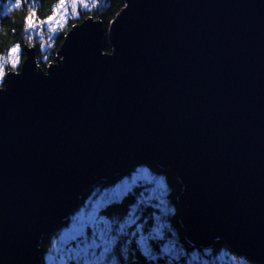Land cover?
<instances>
[{"label": "water", "instance_id": "water-1", "mask_svg": "<svg viewBox=\"0 0 264 264\" xmlns=\"http://www.w3.org/2000/svg\"><path fill=\"white\" fill-rule=\"evenodd\" d=\"M87 18L43 73L25 47L0 88V264L38 241L96 178L167 163L187 239L223 235L264 264V0H124ZM202 245V246H200Z\"/></svg>", "mask_w": 264, "mask_h": 264}, {"label": "trees", "instance_id": "trees-1", "mask_svg": "<svg viewBox=\"0 0 264 264\" xmlns=\"http://www.w3.org/2000/svg\"><path fill=\"white\" fill-rule=\"evenodd\" d=\"M62 0H0V57H5L15 45L20 46V61L14 68L6 65L5 75L9 71H19L24 61L25 47L34 50L38 68L45 73L47 66L56 63L58 52L64 43L65 35L83 20L92 18L102 24L104 38L101 41L102 53L110 55L113 48L107 42V31L110 23L125 7L124 0H91L86 9H78L77 16L65 21L61 27L49 31L46 27L49 17H54ZM32 17L34 28L25 31L26 17ZM5 77V76H4ZM4 79V78H3ZM3 80H0V88ZM131 164L121 173L107 178H96L91 188L83 192L78 203L71 208L67 219L63 220L49 234H42L38 241L39 264H47V257L54 244L58 242L60 233L70 225V219L83 208L89 200L93 201L110 186H114L125 176L137 173L136 183L129 188L118 202L104 204L98 209V215L112 224L113 235L118 236L116 244L106 254L103 264H210L217 261L221 253L231 255L235 260L241 258L247 264H257L246 260L241 254L234 252L226 243L223 235L215 236L208 248L209 254H203V249L193 245L188 239L187 230L180 224V206L177 201L184 185L177 173L165 163L158 165L155 161ZM146 169L152 177L150 180L141 179L139 170ZM158 181L155 182V179ZM135 208L133 219L135 223L125 227L124 234L117 230L120 224L126 223L129 214ZM87 243H91L92 233L85 231ZM144 244V248L141 245ZM85 243V236L70 238L68 246L75 247ZM99 249V248H98ZM95 249H88L92 254ZM96 255L100 254L95 251ZM69 260V264H83ZM90 259V258H88ZM92 259V257H91ZM73 261V262H72ZM206 261V262H203Z\"/></svg>", "mask_w": 264, "mask_h": 264}, {"label": "rangeland", "instance_id": "rangeland-1", "mask_svg": "<svg viewBox=\"0 0 264 264\" xmlns=\"http://www.w3.org/2000/svg\"><path fill=\"white\" fill-rule=\"evenodd\" d=\"M90 1L91 0H62L61 6L58 8L52 20L47 24L46 28L49 31H54L55 29L61 27L63 24L66 23L65 21L68 19L69 16L71 17L77 16L78 9H86V7H84V4L89 5ZM73 4L75 5V8H73ZM18 54L20 57V51ZM7 66H9L10 68H13L11 63L7 64ZM138 173L141 179H146V180L152 179V177L149 175L146 169H140ZM136 180H137V173H133L130 177L125 176L124 178L119 180L114 186L105 188L98 195L96 199H94L93 201L89 200L87 204L83 208H81V210L75 213V215H73L70 219V222H69L70 225L68 226V228L66 230H63L62 233H60L58 242L54 244V247L51 253L47 257V264H69V260H72V259L74 260L75 263H78L80 260L79 258H85V255L83 252L85 248V243H79L75 247H71V246H68L66 242L69 241L70 238L75 239L76 237L81 236L79 235L80 225L82 222L87 223L88 216L92 213L93 209H97L96 211L97 218L100 217L98 215V209H99L97 208L98 204H103V205L107 204L103 202L111 199L113 197V194L117 190H120L122 193H125L129 188H131L136 183ZM156 181H158V178L155 179V182ZM81 217H83V219H81ZM86 229L90 230L91 233H93V231L95 230L94 226L92 225L87 226L84 229V232L86 231ZM141 245L143 248L145 247L142 242H141ZM95 251L101 252L102 249L97 248L95 249ZM91 257H92L91 254L88 253L87 258L91 259ZM82 260L84 261V259ZM203 262H206V261H203ZM210 264H247V263L242 258L240 260H235L231 255L226 254V253H221L217 257V261L212 260V263Z\"/></svg>", "mask_w": 264, "mask_h": 264}, {"label": "snow or ice", "instance_id": "snow-or-ice-1", "mask_svg": "<svg viewBox=\"0 0 264 264\" xmlns=\"http://www.w3.org/2000/svg\"><path fill=\"white\" fill-rule=\"evenodd\" d=\"M88 4H84V7H88ZM73 8H75V5L73 4ZM75 14V13H74ZM52 20V17H49L48 21H45L44 23H48ZM35 25L32 24V17H26V27L25 31L28 32L29 28H34ZM19 51L20 46L15 45L12 47L7 54L6 57H0V80H3L5 76V67L7 64L11 63L12 67L14 68L18 62H19ZM122 193L120 190H117L113 197L109 200L104 201L103 203H112V202H118L120 198H122ZM103 204H98L97 208L102 207ZM97 209H93L92 213L88 216L87 223H81L80 225V231L79 235L85 236V248L83 250L85 259L83 261V264H103V261L107 258V255L112 247L116 244V241L118 239V236L113 235V228L112 224L109 223L108 220L104 219L103 217L97 218L96 215ZM135 212V208H133L132 212L129 214L128 220L124 224H120L118 228V232L120 234H124V230L126 226L131 225L132 223H135V219H133V213ZM83 219V217H81ZM92 225L94 226L95 230L92 233V239L91 243H87V237L85 235L84 229ZM97 249L100 248L102 251L97 256L96 253L93 251L91 256L92 259H88V249Z\"/></svg>", "mask_w": 264, "mask_h": 264}, {"label": "bare ground", "instance_id": "bare-ground-1", "mask_svg": "<svg viewBox=\"0 0 264 264\" xmlns=\"http://www.w3.org/2000/svg\"><path fill=\"white\" fill-rule=\"evenodd\" d=\"M191 242V241H190ZM192 243V242H191ZM196 245V244H195ZM200 246H202V245H200Z\"/></svg>", "mask_w": 264, "mask_h": 264}]
</instances>
